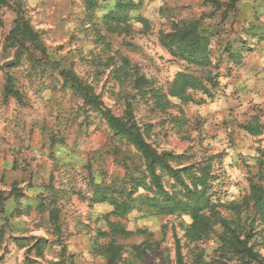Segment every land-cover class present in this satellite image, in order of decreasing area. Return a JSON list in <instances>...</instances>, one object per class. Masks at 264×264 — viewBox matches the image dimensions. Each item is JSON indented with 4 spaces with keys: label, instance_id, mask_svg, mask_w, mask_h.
<instances>
[{
    "label": "rangeland",
    "instance_id": "374dc122",
    "mask_svg": "<svg viewBox=\"0 0 264 264\" xmlns=\"http://www.w3.org/2000/svg\"><path fill=\"white\" fill-rule=\"evenodd\" d=\"M125 1L135 8L114 30L103 17L116 0L0 4V264H108L102 249L109 244L120 247L116 264H176L178 246L184 264L236 261L220 247L218 225L190 241L187 215L134 208L118 216L95 200L98 187L119 192L142 161L84 103L68 73L112 114L133 120L158 152L179 157L189 176L207 173L215 211L239 221L264 257V227L246 200L250 179L264 185V0ZM17 18L38 44L10 41ZM196 21L210 36L218 77L205 85L216 93L188 89V100L168 97L170 105L156 107L150 87L167 95L179 73L200 77L159 42Z\"/></svg>",
    "mask_w": 264,
    "mask_h": 264
},
{
    "label": "trees",
    "instance_id": "16d2710c",
    "mask_svg": "<svg viewBox=\"0 0 264 264\" xmlns=\"http://www.w3.org/2000/svg\"><path fill=\"white\" fill-rule=\"evenodd\" d=\"M3 0H0V4ZM112 10L104 15L106 24H114L110 27L113 30L121 23L128 21L126 12L134 9V4L125 0H116ZM136 20L143 21L141 17ZM110 26V25H109ZM13 32L16 36L10 35V41L23 47L24 44H38L39 37L35 34L31 26L22 18H17ZM246 36H256L246 30ZM210 36L206 30L199 25V21L194 23H183L175 27L174 31L160 37V44L170 56L184 61L186 64L199 69L200 77L193 73H179L168 85L167 95L160 89L150 87V98L156 107L164 108L170 105V98L188 100L184 94L188 89L201 91L208 97L216 93L208 89L205 85L206 78L217 79L218 75L212 69L211 55L208 51ZM234 54H239L237 51ZM235 56V55H233ZM232 60L237 62V57ZM71 79V86L80 94L85 104L93 107L101 114L110 131L130 146L142 161V166L135 169V174H129L128 179L123 180L120 191L117 192L109 186L98 187L94 193L96 201H107L113 205V214L118 216L126 215L134 208H146L155 215H187L192 223L187 227L186 236L190 241L200 239L202 234H206L213 225H218L221 229L217 235L220 247L225 253L235 258V262L225 261L221 264H264V257L254 250L253 245L248 243V234L242 237L239 221L227 220L220 217L212 204L211 196L207 195L209 190L207 173L189 176L190 167H182L177 163L179 157H174L169 152H158L146 139L145 134L141 133L136 123L125 121L115 116L109 109L103 107L102 103L93 94L92 89L82 86L77 82L72 73H68ZM209 83V82H208ZM217 83V82H216ZM250 135L257 133V128L252 125L244 126ZM249 195L246 198L247 204L251 203L254 218H257L264 227V185L253 183L250 179ZM142 191L136 197L133 195ZM116 194V196H115ZM114 232L126 237L132 233L114 228ZM35 248L41 251L44 248V241L40 240ZM120 247L109 244L102 249L108 264H116L120 257ZM176 264H184L179 246L176 251ZM195 264H205L201 261ZM212 264V263H208Z\"/></svg>",
    "mask_w": 264,
    "mask_h": 264
}]
</instances>
